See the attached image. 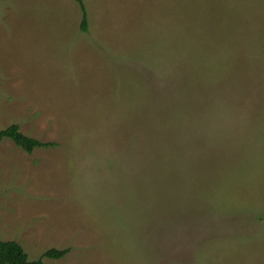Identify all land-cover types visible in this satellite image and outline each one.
<instances>
[{
  "label": "rangeland",
  "instance_id": "rangeland-1",
  "mask_svg": "<svg viewBox=\"0 0 264 264\" xmlns=\"http://www.w3.org/2000/svg\"><path fill=\"white\" fill-rule=\"evenodd\" d=\"M0 0V241L43 264H264V0Z\"/></svg>",
  "mask_w": 264,
  "mask_h": 264
},
{
  "label": "trees",
  "instance_id": "trees-1",
  "mask_svg": "<svg viewBox=\"0 0 264 264\" xmlns=\"http://www.w3.org/2000/svg\"><path fill=\"white\" fill-rule=\"evenodd\" d=\"M81 9L80 28L82 31L87 27V15L82 0H75ZM7 138L16 146L20 147L27 153L32 152L35 148L49 147L52 142H41L24 135L19 131L18 125L10 124L4 129H0V140ZM67 252V249L50 248L43 252L36 260H29L23 248L15 241H0V264H43L42 258L59 259Z\"/></svg>",
  "mask_w": 264,
  "mask_h": 264
}]
</instances>
